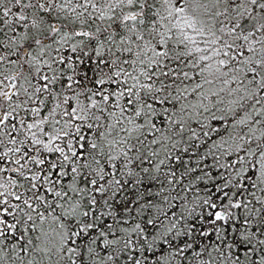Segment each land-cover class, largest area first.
<instances>
[{"label": "snow or ice", "instance_id": "6c2138e0", "mask_svg": "<svg viewBox=\"0 0 264 264\" xmlns=\"http://www.w3.org/2000/svg\"><path fill=\"white\" fill-rule=\"evenodd\" d=\"M0 264H264V0H0Z\"/></svg>", "mask_w": 264, "mask_h": 264}]
</instances>
